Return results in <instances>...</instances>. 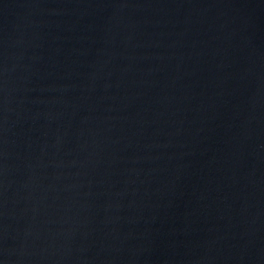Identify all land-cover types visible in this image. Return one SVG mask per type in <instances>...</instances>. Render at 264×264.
I'll list each match as a JSON object with an SVG mask.
<instances>
[{
    "label": "water",
    "instance_id": "obj_1",
    "mask_svg": "<svg viewBox=\"0 0 264 264\" xmlns=\"http://www.w3.org/2000/svg\"><path fill=\"white\" fill-rule=\"evenodd\" d=\"M0 264H264V0H0Z\"/></svg>",
    "mask_w": 264,
    "mask_h": 264
}]
</instances>
